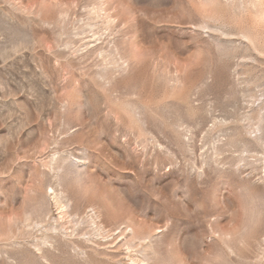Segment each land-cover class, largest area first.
Returning <instances> with one entry per match:
<instances>
[{
    "label": "rangeland",
    "instance_id": "374dc122",
    "mask_svg": "<svg viewBox=\"0 0 264 264\" xmlns=\"http://www.w3.org/2000/svg\"><path fill=\"white\" fill-rule=\"evenodd\" d=\"M0 264H264V0H0Z\"/></svg>",
    "mask_w": 264,
    "mask_h": 264
},
{
    "label": "bare ground",
    "instance_id": "6f19581e",
    "mask_svg": "<svg viewBox=\"0 0 264 264\" xmlns=\"http://www.w3.org/2000/svg\"><path fill=\"white\" fill-rule=\"evenodd\" d=\"M92 1V0H91ZM94 2V1H93ZM103 2V1H102ZM105 2H107V1H105ZM97 3V2H96ZM101 3V2H100ZM99 3V4H100ZM106 3H104V4H102V5H105ZM102 5H100V6H102ZM95 6V5H94ZM107 22V21H106ZM109 23V22H108ZM92 27V25L91 24H88V30L90 29ZM96 27V26H95ZM83 28H84V26H83ZM93 29V28H92ZM84 30V29H83ZM87 30V31H88ZM83 32V31H82ZM98 33V32H97ZM96 33V34H97ZM93 35H95V33H93ZM98 35V34H97ZM245 35V34H244ZM92 37H95V36H92ZM99 37V36H98ZM97 39V38H96ZM50 190H52V193H53V195L52 196H54L55 198H56V200H57V202L58 203H60L61 204V206H62V208H64L63 207V205H64V203H62L63 202V200H62V197L60 196L62 193L60 192V193H57L56 192V190L54 189V188H52V187H50ZM50 192V191H49ZM59 204V205H60Z\"/></svg>",
    "mask_w": 264,
    "mask_h": 264
}]
</instances>
